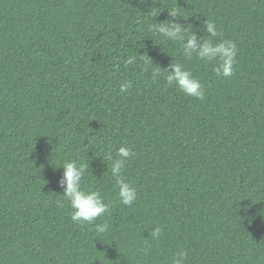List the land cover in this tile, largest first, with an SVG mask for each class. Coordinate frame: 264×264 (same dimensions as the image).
I'll list each match as a JSON object with an SVG mask.
<instances>
[{
    "label": "trees",
    "instance_id": "obj_1",
    "mask_svg": "<svg viewBox=\"0 0 264 264\" xmlns=\"http://www.w3.org/2000/svg\"><path fill=\"white\" fill-rule=\"evenodd\" d=\"M172 11L236 44L231 77L152 30ZM174 62L203 100L167 83ZM121 146L131 207L111 173ZM72 161L110 205L92 224L62 196ZM181 250L184 264H264V0H0V264H172Z\"/></svg>",
    "mask_w": 264,
    "mask_h": 264
},
{
    "label": "clouds",
    "instance_id": "obj_2",
    "mask_svg": "<svg viewBox=\"0 0 264 264\" xmlns=\"http://www.w3.org/2000/svg\"><path fill=\"white\" fill-rule=\"evenodd\" d=\"M171 19L152 25L153 31L166 37L171 41H178L182 45L183 55L186 59H190L195 55L199 60L205 62L218 61L214 67V72L218 77L229 78L234 74V65L237 56V47L232 40H222L215 43L212 38L219 35L216 25L206 20L204 27L206 33L209 35L208 39L201 36L198 39L197 33L199 29L192 27H184L177 22L180 18L177 12H169ZM144 56V55H143ZM140 56V57H143ZM136 57H129L125 63L133 64ZM161 68L157 67L152 71V79L155 81L161 75ZM163 72L167 73L166 80L169 85L175 84L180 91L186 96L195 97L203 100L205 97L204 85L196 78L193 73L186 70L181 63H171ZM132 87L131 81L122 82L120 91L126 92ZM92 140L90 141V143ZM135 153L127 146H121L116 156L118 158L111 160V173L116 178L118 186L119 199L124 206L131 207L137 199V190L130 185L123 178V169L125 162L133 157ZM63 176L60 179V187L63 188V195L70 202L72 213L71 220L77 224H92L99 217L105 215L110 210V205L106 204L99 191H85L82 188V180L87 171L88 165L77 164L75 161L66 162L62 167ZM58 206H62L60 201H57ZM96 231L98 233H105L109 225L96 224ZM161 228L157 227L150 233L153 239H159ZM187 253L183 250L176 253L172 264H184Z\"/></svg>",
    "mask_w": 264,
    "mask_h": 264
}]
</instances>
